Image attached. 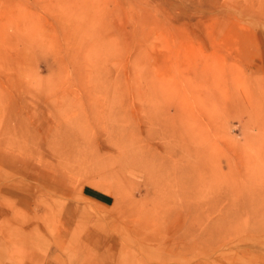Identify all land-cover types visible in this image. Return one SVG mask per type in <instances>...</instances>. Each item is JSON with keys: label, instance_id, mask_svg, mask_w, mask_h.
<instances>
[{"label": "rangeland", "instance_id": "obj_1", "mask_svg": "<svg viewBox=\"0 0 264 264\" xmlns=\"http://www.w3.org/2000/svg\"><path fill=\"white\" fill-rule=\"evenodd\" d=\"M0 264H264V0H0Z\"/></svg>", "mask_w": 264, "mask_h": 264}]
</instances>
